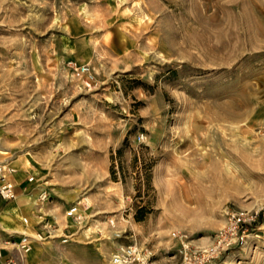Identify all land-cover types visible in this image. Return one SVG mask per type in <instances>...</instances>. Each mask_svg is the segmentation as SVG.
Masks as SVG:
<instances>
[{"label":"rangeland","instance_id":"obj_1","mask_svg":"<svg viewBox=\"0 0 264 264\" xmlns=\"http://www.w3.org/2000/svg\"><path fill=\"white\" fill-rule=\"evenodd\" d=\"M0 169L47 193L37 262L175 263L244 210L207 264H264V0H0Z\"/></svg>","mask_w":264,"mask_h":264},{"label":"built area","instance_id":"obj_2","mask_svg":"<svg viewBox=\"0 0 264 264\" xmlns=\"http://www.w3.org/2000/svg\"><path fill=\"white\" fill-rule=\"evenodd\" d=\"M75 70L78 74L83 73V75H85L87 71L84 66L75 67ZM32 180L33 177L31 176L27 178L28 182ZM15 198L14 183L6 180L4 175L0 174V199L2 201H10ZM37 200L39 203L47 201V193L41 191ZM36 205L40 204L37 203ZM88 208L89 205L86 201H80L70 205L65 214L74 221H80L83 218L82 212ZM256 219L257 213H249L244 210L232 213L229 218L228 226L218 234L214 244L203 249L189 247L184 242L183 238H185V236L181 233L174 232L172 236L179 240L181 245L177 250L178 260L171 264H207L212 259L216 258L222 250L242 240L243 233L246 230L244 226L254 223ZM109 223L113 224V221ZM4 242L11 246V249H8L7 256L3 258L4 248L0 247L1 264H43L37 261L26 260L31 250V240L28 235L21 234L19 237L10 236L9 239H6ZM111 260L114 264H160L156 260H149L147 256L142 255L136 244L119 246L116 253L112 255Z\"/></svg>","mask_w":264,"mask_h":264},{"label":"crops","instance_id":"obj_3","mask_svg":"<svg viewBox=\"0 0 264 264\" xmlns=\"http://www.w3.org/2000/svg\"><path fill=\"white\" fill-rule=\"evenodd\" d=\"M28 176L29 175H26L25 177L22 176L20 178L13 177L16 193V198L14 200L2 201L0 199V247L4 248L3 258L7 256L8 249H11V246L6 244L4 241L6 239H9L10 236L19 237L21 234L28 235L24 231L31 229L28 226L32 225V220L36 218L37 215L44 212V209L47 208L49 204V202L39 203L37 199L40 192L42 191L39 186L40 184L35 182L29 183L26 180ZM37 203L43 206L41 207L40 205H36ZM23 219H26L25 223L23 222ZM34 226L33 229L38 231L41 230V233H43V229H47V232L51 231V229H49V227H47L46 225L37 226L36 224ZM2 230L8 231L10 234H13L9 235L8 237L2 238ZM61 236H63L61 241L66 243L69 241L68 239L71 237V233L62 230L60 237ZM103 246L104 242L102 241V247ZM110 256L111 254H108L107 251L102 248V264H109L107 260H111ZM26 260L36 261L30 257V254L27 255Z\"/></svg>","mask_w":264,"mask_h":264},{"label":"bare ground","instance_id":"obj_4","mask_svg":"<svg viewBox=\"0 0 264 264\" xmlns=\"http://www.w3.org/2000/svg\"><path fill=\"white\" fill-rule=\"evenodd\" d=\"M23 222L25 223L26 222V219H23Z\"/></svg>","mask_w":264,"mask_h":264},{"label":"trees","instance_id":"obj_5","mask_svg":"<svg viewBox=\"0 0 264 264\" xmlns=\"http://www.w3.org/2000/svg\"><path fill=\"white\" fill-rule=\"evenodd\" d=\"M137 218V217H136Z\"/></svg>","mask_w":264,"mask_h":264}]
</instances>
